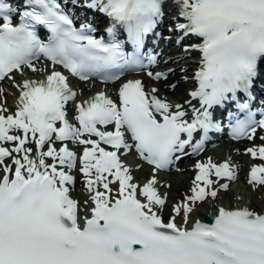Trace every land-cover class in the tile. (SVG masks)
Listing matches in <instances>:
<instances>
[{"label": "bare ground", "instance_id": "obj_1", "mask_svg": "<svg viewBox=\"0 0 264 264\" xmlns=\"http://www.w3.org/2000/svg\"><path fill=\"white\" fill-rule=\"evenodd\" d=\"M169 6L170 7L175 6L177 8V10H173V12H170V13L168 12L164 16V20L166 18V20H168L172 24L171 27H174L176 29H180L181 25L186 22V20H182V15H183L182 11H184V10L189 11L190 9H189L188 5H186V3L181 2V1H175V0H167V7H169ZM185 45L188 46L187 51L183 52L182 49L181 50L174 49V50H171V52L169 53V55L167 57L168 58L167 59L168 65L164 66V68L169 70V73H168L169 77L167 78V80L154 82L152 78H148V77L140 78V80L145 84V86H147V91H148L149 95L159 96L161 99L167 100L169 103H171V105L174 104L173 102H171V99H178V104H180V103L183 104L187 100L191 101V98H190L191 91L189 89V85L195 84L194 72H195V69L197 68L196 60H195V58L197 56V51H196V49L192 48V44H185ZM182 78H186V84H182ZM126 79L128 80L127 77H126ZM173 81H177V84L173 85L172 84ZM8 84L9 83H6L1 87L3 88L5 85H8ZM17 85H18V82H17ZM82 85H83L84 89L87 88V83H83ZM148 85L150 87H148ZM154 86L156 88H154ZM8 89L10 91H13L15 89V87H8ZM16 93H17L16 91H13V93H5V90H4V92H1V90H0V104L3 106L2 108H0V117L15 113V105H13V104L6 105V104H4V101L8 98H11ZM203 94L205 95V93H203ZM108 95L109 96H115V90L113 89L112 86L109 87ZM98 96L106 97L105 95H98ZM22 98H23V96H19V99H22ZM13 102H15V101H13ZM180 106H182V105H180ZM73 107H74V105L72 103L67 104L66 108H67L68 115L71 114ZM15 135L17 137V141L14 144H11L9 146L13 149L14 152H17L19 150L18 144H19V142L23 141L24 133L16 131ZM255 143L262 144V141H259L258 136H255V135H252L250 139H246L242 142L235 143L236 146L238 147V150H239V154L237 156L238 162H239V167L235 170L236 177L244 178L246 180L244 173L248 168L249 162L245 165L244 168H243V166H244V163L246 162L247 159H249V158L252 159L253 154H255V157L252 159V162H254V163L259 162L257 159V155L260 153H263V152H262L261 148L255 146ZM47 144L55 145V143H52V141H49ZM95 145L98 147H101L99 144L92 142L91 146L93 148ZM222 147L226 148V146H222ZM101 148L104 150H107L106 148H103V147H101ZM130 148H132V146H130ZM81 149H84V147H82L80 144H77L76 151H78V150L80 151ZM205 157H206V160L202 163L200 168L197 170V173L201 172L202 170H205L208 167L210 168L211 165L217 164L220 161H224L221 157H218V156L214 157V156L209 155V153L205 154V152L201 156H199L197 159L201 160V159H205ZM53 160L58 162V163L66 162V161H64L63 158L59 157L58 153L53 156ZM117 163L118 162L112 163L113 167H112V170H110V171L112 173L115 172L117 174V176H119V173L122 172V169L121 168H119L118 170L115 169ZM184 166H185V168H184ZM185 169H188V166L183 163L180 166L179 171L183 172ZM142 171H141V173H143ZM91 172H93V171H91ZM61 174L67 175V177L64 179V181H62L64 191L65 192L72 191L73 193H76L75 189L77 187V184L79 183L78 175L75 173L67 172L66 170L62 169V170H59L58 173L52 174L53 180L54 181L55 180L60 181L59 178H60ZM200 174H202V173H200ZM108 176L109 175L106 176V179H108ZM177 177L179 178L178 171L173 173V174L168 175V178L172 180V182H171L172 185L169 188V190H170L169 196H172L173 191H177V190L182 189L181 184L175 186L176 181L174 179H176ZM119 179H121V178H119ZM122 179H123V177H122ZM173 182H175V183H173ZM117 183L118 182L116 181L115 184L113 185L114 188L116 186L118 187ZM91 184H92L91 182H88L86 185V189L92 188L93 186ZM218 187H219V185H216L214 187V189L218 190ZM118 193L119 192H117L116 195ZM185 195H186V193H185ZM188 196L190 197V194H187L186 197H188ZM255 202L256 201H254V200L251 202V207L256 210V209H258V204ZM216 207H217V205H213V210H215ZM156 213L163 219L170 216V211L166 207L164 209H160ZM206 214H208V211L207 212H199L198 215L193 217L192 220L193 221L200 220L201 218L205 217Z\"/></svg>", "mask_w": 264, "mask_h": 264}, {"label": "rangeland", "instance_id": "obj_2", "mask_svg": "<svg viewBox=\"0 0 264 264\" xmlns=\"http://www.w3.org/2000/svg\"><path fill=\"white\" fill-rule=\"evenodd\" d=\"M137 171L141 172L142 169H138ZM179 174H180L179 178L177 177L176 179H174L176 181V183L175 182H173V183L176 184L175 186L181 184L182 185L181 186L182 190L173 191L172 192L171 199H176V200L183 199L187 188L189 189L190 187H192L194 185V181H193V171L192 170H187L184 173L180 172ZM148 177H150V176H148ZM143 178L146 179V177H143ZM164 178H166L167 182L165 183L164 181H162V184H163L164 188L169 193L170 192L169 188L172 185V183H171L172 180L169 179L167 175H165ZM234 189H235V196L237 195V197H239L241 199L243 197L246 198L247 194L249 193V191L246 188V186L242 182H240V181L235 182V184L231 188V191H234ZM208 197L213 198V197H211L209 195H208ZM219 198L220 199H224V198H226V196H221ZM246 199H248V198H246ZM169 201L172 202V200H170V199H169ZM191 207H193L194 209L190 213L187 211L189 214L195 213L198 209H204V206L203 205H200V204L199 205H194V206H191Z\"/></svg>", "mask_w": 264, "mask_h": 264}]
</instances>
